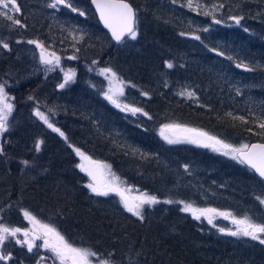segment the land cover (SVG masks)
Returning a JSON list of instances; mask_svg holds the SVG:
<instances>
[{
	"label": "trees",
	"instance_id": "obj_1",
	"mask_svg": "<svg viewBox=\"0 0 264 264\" xmlns=\"http://www.w3.org/2000/svg\"><path fill=\"white\" fill-rule=\"evenodd\" d=\"M127 1L138 13L137 37L135 40L128 37L117 45L99 24L89 0L82 2L89 10L84 15L90 30L85 41L77 46L60 31L62 26L57 25L54 17L43 14L44 0L18 1L20 12L13 17L20 19L23 27L0 16V38L7 36L10 41L8 48L1 49L0 77L19 69L15 57L23 53L19 41L24 38L45 41L47 45L53 44L64 57H76L72 63L66 60L68 64L63 67L70 65L75 72L70 87L59 89L51 81L61 75L55 70V75H49L46 80H42L39 73L9 90L15 107L12 121H15L19 140L8 145L3 143L0 177L4 181L0 182V198L2 202L9 200L39 213L49 224L62 220L66 229L64 235L73 240L80 236L79 240L88 247L94 245L99 255L113 252L115 260L107 257L112 264H237L241 258L234 257L230 247L226 249L224 243L215 240L209 228L204 229L208 233L204 234L195 220L180 210L181 203L163 202L202 201L199 190L193 191L194 184L213 183L218 174L207 171L206 164L211 166L209 162L215 156L193 144H169L159 137V132L165 124L179 122L202 129L234 146L264 142L261 135L264 129L258 127V123L264 121V0H200L194 18L188 17L193 12L189 10V0ZM196 1L191 0L192 7ZM220 4L223 8H218ZM208 7L212 11L205 15ZM69 15L77 23L83 19L81 15ZM233 16L243 17L239 25L230 18ZM213 17L221 23L216 24ZM23 59L25 61V56ZM167 63H172L173 67L168 68ZM237 64L247 65L252 71L238 68ZM104 68L117 72L129 85L124 103L142 109L147 116L143 112L133 115L119 110L105 99L104 83L96 72ZM183 87L192 89L195 101H186L175 94ZM38 101L58 112L57 128L65 133L67 141L56 134L51 138L52 130L43 129L44 124L37 120L31 107ZM239 117H244L247 123ZM33 127L46 136L43 137L48 143L42 147L44 155H48L49 162H54L58 170L42 178L35 177L26 186L29 191H33L34 185H45L43 189H46L42 195L24 192L28 195L27 204L22 202L19 183L23 178L14 160L20 158L19 149L34 133ZM69 145L80 148L97 161L112 163L114 172L127 178L130 186L141 193L155 195L161 203L148 206L143 220L134 218L127 210L122 212L120 205L109 208L107 205L116 203L118 198L112 195L99 200L92 194L86 187L89 176L76 168L74 148ZM5 150L14 152L13 159L8 160ZM179 151L185 154L181 157ZM56 157L63 158L57 160ZM219 160L222 159L216 157L215 161ZM49 162L46 161L47 165ZM223 166L216 163L212 169L219 170L224 177L236 178L239 169L232 167L229 171ZM7 168L15 179L14 182L7 180L10 189H5L7 182L3 177ZM34 171H24L26 178ZM56 177L63 185L57 183ZM65 184L74 192L64 195ZM47 192H52V201L45 198ZM0 209L6 212L1 201ZM164 224L175 233L164 232ZM110 234L114 236L112 241ZM83 236L87 240L82 239ZM244 244L246 256L242 261L245 264L255 255L264 258V244Z\"/></svg>",
	"mask_w": 264,
	"mask_h": 264
},
{
	"label": "rangeland",
	"instance_id": "obj_2",
	"mask_svg": "<svg viewBox=\"0 0 264 264\" xmlns=\"http://www.w3.org/2000/svg\"><path fill=\"white\" fill-rule=\"evenodd\" d=\"M18 1L19 0H16L17 4L19 3ZM52 2H53V0H44V3L46 4V8H45V13H43V14L45 16L54 17L55 21L57 22V25L61 24L62 27H61L60 31L64 32L67 35V38L69 39L70 42L72 39H73L72 41H75L74 46L82 44V42H84L86 37L88 36V32L90 30L89 29L90 23L85 20L86 15H81L83 17V19H81L80 23H77L72 19V17L69 14L80 15L79 12H72L70 9H68L64 6H59L57 9H53V8L48 7V5ZM72 3H73L74 7H77L83 13L84 12L88 13L87 12L88 8L85 6V3L82 2V0H72ZM198 4H201L200 0L196 1L194 7H190L189 10L193 11V12L188 17L194 18L193 16L196 15V12H197L195 7ZM208 11L211 12L212 9H210V7H208L207 12ZM0 12H8V10L0 8ZM8 14L14 16L18 13L8 12ZM189 14H190V12H189ZM0 16L2 18H4L5 20H8L5 16H3V15H0ZM209 23L207 25V28L210 27ZM29 40L30 39L24 38L23 40L19 41V43L22 44V47H23L22 55H21V52L18 51L19 53L15 57V63L17 64V66H19V69L17 67V69L14 70V72H12L10 74H3L0 77V83L5 85V91L7 92L9 97H10V91H9L10 89L15 88V87L25 83L30 78L36 76L37 74L39 75V73H40V77L43 78L42 80H46L47 77H49V75L54 76L55 74L53 72L55 70H57L59 73H61L60 77H53L51 79V81L53 83H55L57 87H59V85L61 83H64V72L69 71V70L74 71L70 65L68 68L63 69L64 64H68L67 62H65L66 60L70 61V62L71 61L74 62V60L70 58L72 56L65 55V57H64L63 54L58 53L57 50H55L53 44L47 45L45 41L36 39L34 41H39V42L43 43L45 48L49 52H54V53H56L57 56H59L61 58L60 66L57 67L55 70L49 71L48 69L51 66L41 63L40 58H39L40 57V49L37 48L35 44H29L27 42ZM9 42L10 41H9L7 36H3L0 38V53L1 54L3 53V51L1 50L2 48H4L3 44L7 43L9 46ZM24 56H25V61L23 59ZM61 69H63V71ZM96 72L101 76L102 81L104 83L103 85L101 84L103 86V88L105 89V91L102 92L103 95L109 91L110 87H113V88L116 87V84L110 80V74L109 75H102L100 70H98ZM113 72H115V71H113ZM115 73H116V76L118 77L117 72H115ZM73 79H74V77H73ZM73 79H72V81H69L65 85V87H70V85H72ZM119 80H121V79L119 78ZM128 88H129V85L126 82H124V94L122 96L118 95L115 97L118 100V102H120L122 105L125 104L124 102L126 100V95H127L126 92H127ZM59 89H61V88L59 87ZM186 91L193 92L191 88L183 87V88H178L176 90L175 94H178V96L180 98H182L186 101H188V100L195 101L196 95L192 96L191 98H189L187 95H181V93H184ZM106 100L109 101L108 99H106ZM9 102L12 103L14 106V103L12 102L11 98H10ZM111 104L113 106H115L113 103H111ZM47 106L44 103L39 102V101L33 102L32 106H31L33 109L32 112L35 115L36 109L39 108V110L42 113L46 114L49 117L50 122H52L55 125V127H57V125H58L57 119H59L58 112L53 110L52 107L48 108ZM14 109H15V107H13V111H12V113L8 119L9 130L7 132H5L2 136H0V146H2V147H3V143L8 145L14 141L19 140L18 136L16 135V133H17L16 128L14 126L15 121H12V120H14L13 119L14 111H15ZM118 109L120 110L121 108H118ZM137 114L139 115V113H137ZM35 117L37 118L38 121L40 120V118L37 117L36 115H35ZM40 122L45 125V126L43 125V129L47 128L49 130H52V129L48 128L47 125L42 120H40ZM172 124H178V125H182V126L187 127V128H193L191 125L182 124L179 122L178 123H172ZM194 129H198V128H194ZM32 131L34 133L31 134V137L29 138V140L25 144L21 143L22 145H21V148L19 150H21L22 152L18 153L19 154L18 156L20 158L14 160V162H17L16 165L17 166L19 165L17 168V171L19 170L20 178H23L21 180V182L19 183L20 188L22 190V196H23L22 202L27 203V204H28V202L26 201L25 197H27L28 195L24 194V192L29 191V190L26 189V186L30 182L35 180V177L42 178L45 174H51V173L55 172L54 170H58L55 167L56 164L54 162L53 163L49 162L50 159H49L48 155H44V152H43L44 148H42V147L48 143L44 142L43 137H46V136H43L42 133L37 132L36 127H33ZM202 131H204V130H202ZM54 134H56L57 136H60V135H58V133L52 131L51 135H49V137L52 138ZM159 134H160V132H159ZM7 135H10L11 137L9 136L10 138L7 139ZM210 136H212V135H210ZM159 137L163 141H165L161 135ZM214 137H216L220 140H223L220 137H217V136H214ZM40 141H43V143H41L39 146V149H37L36 145ZM224 142L228 143L226 140ZM186 144H192V143H187V142L177 143L178 146L179 145H186ZM228 144H231V143H228ZM193 145H195L196 147L198 146L200 149L203 148L202 151L208 152V153L211 152L213 154V156H215L213 158L214 160L209 162L211 164V166L206 164L207 165L206 168H208L207 171L212 172V173L217 172L218 175H216L214 177V179L212 181L213 183H211V182H209V184L203 183V184H200V186H198L196 183L194 184L196 188H194L193 191L199 190V192H198L199 198H201L202 201H198V199H196L195 201H192V200L189 202L185 201V203H190L194 207L200 208V209H203L204 206H207L205 208H214V209H217L219 211L230 212L235 217H243V216L247 215V216L251 217L257 223H264V204H261L260 201L256 199L257 196L264 198V182L262 180H259L255 176V174L253 173V171L251 169L246 168L244 166V164L240 163L236 159H233L231 156H225V155H223V153L221 151H215L211 147H202L198 144H193ZM235 147H239V146H235ZM5 148H6V146H5ZM193 148H195V147H193ZM196 149H198V148H196ZM3 150H4V147H3ZM73 152L75 153L74 150H73ZM4 153L7 156L8 160L13 159L14 152L12 150L11 151L5 150ZM179 154L182 157L185 153L183 151H179ZM216 157H218L222 160L221 161L220 160L215 161ZM62 158L63 157H56L57 160H61ZM74 158L76 160V161H74L76 168H78L80 170V168L77 167V165L81 163L80 157L77 156L75 153V156L73 157V159ZM179 158H177V159H179ZM45 159H46V161L49 162V165H47ZM93 160H95V159H93ZM25 161H27L28 163L25 164L24 163ZM95 161H97V160H95ZM100 162H102L105 165L110 166V167L102 170L103 175L106 179H109V180L112 179V174H114L116 177H119L120 186L122 188L130 189V191L125 193L127 196L131 197V196H137V195L141 194V192L139 190L130 186L127 178L123 177V175L121 177L114 172V169L111 165L112 163L108 164V163L103 162V161H100ZM43 163H45V164L43 165ZM216 163H220L222 165H225V166H223L224 170L227 169V170L231 171L230 168H232V167H235L236 170L239 169L238 174H236V178L230 179L227 176L224 177V176H222V175H224L222 172H220L217 169H212L215 167ZM6 165H7V161H6ZM48 167L50 169L51 168L53 169V167H55V168L51 171L50 169H48ZM188 168L189 167H187L186 169H188ZM34 169H35V171H34ZM223 169H221V170H223ZM63 170H65V169H63ZM63 170H62V172H64ZM24 171H28V172L34 171V172H32L34 174L31 175L30 178H26ZM192 172H193V174H195V171H192ZM199 172H201V171H199ZM82 173H84V172H82ZM198 173H197V175H198ZM8 174L10 176H8ZM84 174L86 176H88L86 173H84ZM157 175H158V173H157ZM217 176H220V177H217ZM3 177H4V179H6V182H7V180H8V182H11V181L14 182L15 181L13 176L10 174V171L8 170V168H7V170H5L3 172ZM2 179L3 178L0 177V182L4 181ZM56 179H57V183H59V184L62 183V181L59 180L58 177H56ZM195 180H200V178L195 177ZM8 182L5 185V189H10V187L8 186L9 185ZM91 182H92L91 178L89 177L88 183H91ZM88 183H86V185ZM53 184H54V181H53ZM61 185H63V184H61ZM43 186H45V185H42V186L41 185H34L33 191L36 194L42 195V193L46 192V189H43ZM46 187H48V186L46 185ZM213 188H215V190ZM33 191L30 190L29 192L33 193ZM52 192L45 193L44 194L45 198L46 199L50 198V201H52V198L50 197ZM73 192H74L73 188L68 187L66 184L63 186V194L64 195L71 194ZM5 194H6L5 192L2 193L3 196ZM92 194L99 200H104V198H109V197H112V195H114L118 198L117 199L118 201L112 205H107V206L112 207L115 205H120L123 208V209L121 208L122 212H124V210H126L124 208L122 202H121V197L119 195H117L116 193H110L108 196H98L94 193H92ZM213 199H218V200L214 201ZM0 201L2 204H4V211H6V212H3L0 209V224H4L8 227H19L21 229H32V224L30 223V221L27 220L23 216V210H28L32 215L36 216L37 219L40 220L42 223L49 224V223H47V220H48L47 218H45L44 216L42 217L39 213L31 211L29 208H21V206L19 207L18 205H15L13 202H11L9 200L2 202V197L0 198ZM202 203H203V205H201ZM218 203H221L225 206L221 207L220 205H218ZM232 204H235L236 207L232 208L231 207ZM200 206H203V207H200ZM147 207H148V205H145L144 210H143V214L147 210ZM181 207H183V204H181ZM184 213L186 215H188L190 218L194 219L197 226L200 227L201 229L204 230L206 227L209 228L210 232L214 235L215 240H219L221 243H224L227 246L226 249H228L230 247L229 248V250L231 251L230 253L233 254L234 257H236V258H241V260L236 262L237 264H243V263L245 264V262L242 261V257L246 256V250L243 248V246L245 245L244 243H247V242L259 243V241L252 240L250 237L230 236V235H227L226 232L225 233L220 232L219 231L220 228H224L226 230L230 229L232 231L236 230V225H234L232 223L231 217L228 219H225L223 217L215 216L213 219V224H215V227H214L213 224H209L207 222V218H205V217H201L200 220H196L192 216L191 213H188V212H184ZM130 214L132 216H134L132 213H130ZM134 218H136V216H134ZM52 219H53V216H52ZM102 220H104V218H102L101 221ZM75 222L78 223L77 220H75ZM63 224L64 223L62 220H54L49 225L55 227L57 229V231L60 232V234L63 235L64 238L70 244H72L74 247L86 248V249H90L91 251L96 252L94 245H91V246L89 245V247H88L87 244H85V242H83L82 240H79V239H81L80 236H76V240H73L71 238V236L64 235L65 234L64 232L66 231V229H63ZM163 230H164V232L166 231L167 233L168 232L172 233V234L175 233V231L171 230V232H170V230H168L167 224H164ZM99 231L101 232L100 228H99ZM205 232L206 233H204V234H208L207 231H205ZM108 237L111 239V241L114 240V236L112 234L108 235ZM18 238H20V239L23 238L22 234H18ZM82 239L87 240V237L83 236ZM4 249L9 251V252L10 251L15 252L16 255L19 256L22 253L26 252L27 248H26V246H22L20 244H17L15 242V239L10 237L9 241L5 242ZM218 249H221V248L219 247ZM221 251L223 252V249H221ZM248 251H250V250H248ZM109 254H113V252L109 251L108 254H103V255H99V256L102 259H108L109 257L114 258V256H112V255L110 256ZM91 259H93L95 261L96 258L92 257ZM112 260H115V258ZM0 264H4V263H0ZM59 264H60V262H59ZM249 264H264V258H262L260 255H255Z\"/></svg>",
	"mask_w": 264,
	"mask_h": 264
},
{
	"label": "snow or ice",
	"instance_id": "obj_3",
	"mask_svg": "<svg viewBox=\"0 0 264 264\" xmlns=\"http://www.w3.org/2000/svg\"><path fill=\"white\" fill-rule=\"evenodd\" d=\"M96 5L97 10L100 13V18L103 20L106 27L111 30L113 38L120 42L125 36L130 39L135 40L137 37L136 31V11L133 7L126 2V0H92ZM175 2V0H173ZM59 6H64L70 9L72 12H79L80 15H84L77 7L73 6L72 0H53L48 7L57 9ZM189 7H192L191 0H189ZM0 8L7 9L8 12L18 13L20 12L19 5L16 0H0ZM218 8H223V4H220ZM8 12H0V15L5 16L8 20L12 21L14 24L23 27L20 19L14 18L9 15ZM208 15V12L204 13ZM235 21L237 25L243 17L233 16L230 17ZM216 24L221 23L220 20L213 17ZM207 31V29H205ZM247 31V29H245ZM184 35V33H181ZM195 39L199 40V36H195ZM29 44H35L37 48L40 49V61L45 65L51 66L48 70H55L60 66L61 58L57 56L54 52H49L43 43L39 41L29 40ZM4 48H8V44H3ZM216 51V49H212ZM218 55L223 56V52H218ZM75 59L76 57H70ZM229 60L232 59L231 56L228 57ZM95 63V62H94ZM168 68H172V63H167ZM238 68L243 67L248 71H252L247 65L237 64ZM63 71V69H61ZM102 75H109L110 80L116 84V87H110L109 91L105 93V98L113 103L116 107L121 108L124 111H130L133 115L143 112L142 109L129 106L127 104H121L115 98L116 96H122L124 94V82L119 80L116 73L110 68H104L100 70ZM75 76V72L72 70L64 72V83L59 85L60 88H64L65 85L72 81ZM147 95V93H143ZM181 95H187L189 98L195 95L194 92L186 91L181 93ZM10 97L5 91V85L0 83V136L9 130L8 119L13 111V104L9 102ZM35 115L42 120L48 128L52 131L58 133L61 137L67 141V136L60 128L55 127V125L50 122L49 117L42 113L39 108L36 109ZM143 115L147 116L148 113L143 112ZM231 115V113H229ZM151 118V117H149ZM242 122L247 123L244 117H239ZM260 129H264V121L258 123ZM250 130V129H249ZM160 135L169 144L177 143H192L198 144L202 147H211L215 151H221L225 156H231L233 159L238 160L242 164H247L251 169H253L261 178H264V144H241L239 147H235L231 144L225 143L214 136H210L208 133L194 128H187L178 124H165L161 130ZM264 135V133H261ZM40 141L36 147L39 149ZM77 156L80 157L81 163L77 165L80 170L86 173L91 178V183H88L86 187L90 191L98 196H108L110 193H116L121 197V202L124 208L132 213L134 216L138 217L140 220L144 219L143 210L145 205L153 206L161 201L155 195H149L148 193H141L137 196H127L125 193L130 191V189L122 188L120 186L119 177L112 174V179H106L103 175L102 170L110 166L103 164L100 161H95L91 156L87 155L85 152L81 151L80 148H76L72 145ZM3 153V147L0 146V154ZM25 164L28 162L25 161ZM187 168V166H185ZM261 204H264V198L260 196L256 197ZM164 203H181L183 207L180 209L183 212L191 213L196 220H200L201 217L207 218L209 224H213V219L215 216L223 217L228 219L231 217L232 223L236 225V230H226L220 228L219 231L230 236H243L250 237L252 240L259 241V243L264 244V223H257L251 217L245 215L243 217H235L230 212L219 211L214 208H196L190 203H185L183 201H172L166 200ZM23 216L30 221L32 224V229H21L19 227H8L4 224H0V261H11V254H5L2 249L5 246V242L9 241V238L15 239L17 244L26 246L28 251L31 252L34 247H40L36 245V240H43L42 247L49 250L53 256L60 262V264H112L109 259L100 258L99 254L86 248L74 247L70 244L57 229L49 224L42 223L37 219L36 216L32 215L28 210H23ZM215 227V224H213ZM18 234H22L23 239L18 238ZM110 256L112 254H109ZM96 258L95 261L91 259ZM41 259H44L43 257ZM55 264V262H53Z\"/></svg>",
	"mask_w": 264,
	"mask_h": 264
},
{
	"label": "flooded vegetation",
	"instance_id": "obj_4",
	"mask_svg": "<svg viewBox=\"0 0 264 264\" xmlns=\"http://www.w3.org/2000/svg\"><path fill=\"white\" fill-rule=\"evenodd\" d=\"M35 243L36 245L40 247H34L31 252H29L28 249H26V252L22 253L19 256L16 255L15 252H12V251L9 252L3 248L2 251L6 255L10 253L12 256V259L11 261H7V262L0 261V263H4V264H53V262H55V264H59V261L56 260L53 254L49 250L42 247V244H43L42 239L36 240ZM42 257L44 259H41Z\"/></svg>",
	"mask_w": 264,
	"mask_h": 264
},
{
	"label": "water",
	"instance_id": "obj_5",
	"mask_svg": "<svg viewBox=\"0 0 264 264\" xmlns=\"http://www.w3.org/2000/svg\"><path fill=\"white\" fill-rule=\"evenodd\" d=\"M126 2L129 3V4L133 7V9L135 10L134 6H133L129 1L126 0ZM90 3H91V6H92L93 9H94L95 14H97V17H98V20H99L100 24L102 25L103 29L106 30L107 33H109V36L112 38L114 44H116V45H117V44H121L123 41H125L126 39H128V36H125L124 39H123L122 41L117 42V41L113 38L112 33H111V30H110L108 27L105 26L103 20L100 18V13H99V11L97 10L96 5L92 2V0H90ZM135 11H136V10H135ZM136 20H137V12H136ZM136 28H137V24H136ZM253 144H264V142H261V141H259V142H252V143H250L249 145H253ZM244 165H245L248 169L250 168L247 164H244ZM250 169H251V168H250ZM252 170H253V169H252ZM253 171H254V170H253ZM254 172H255V171H254ZM255 174H256L260 179L264 180V178H261L256 172H255Z\"/></svg>",
	"mask_w": 264,
	"mask_h": 264
},
{
	"label": "bare ground",
	"instance_id": "obj_6",
	"mask_svg": "<svg viewBox=\"0 0 264 264\" xmlns=\"http://www.w3.org/2000/svg\"><path fill=\"white\" fill-rule=\"evenodd\" d=\"M36 3V2H35ZM29 4V3H28ZM39 6V5H38ZM43 21V20H42ZM56 54V53H55ZM4 77V76H3ZM8 80V79H7ZM7 82V81H6ZM8 84V83H7ZM18 85V84H17ZM59 135V134H58Z\"/></svg>",
	"mask_w": 264,
	"mask_h": 264
}]
</instances>
